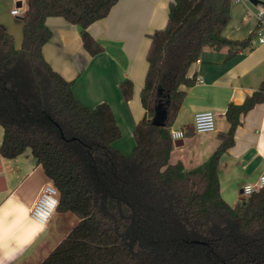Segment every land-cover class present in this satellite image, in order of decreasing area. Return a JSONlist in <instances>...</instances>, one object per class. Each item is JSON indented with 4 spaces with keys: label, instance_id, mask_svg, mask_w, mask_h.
Returning <instances> with one entry per match:
<instances>
[{
    "label": "trees",
    "instance_id": "1",
    "mask_svg": "<svg viewBox=\"0 0 264 264\" xmlns=\"http://www.w3.org/2000/svg\"><path fill=\"white\" fill-rule=\"evenodd\" d=\"M118 0H27L21 17L22 46L0 25V155L14 159L30 150L59 191L58 211L79 218L42 264H264V189L235 207L222 197L218 166L235 144L245 117L264 103V79L242 104L225 113L226 132L205 164L186 171L170 164V130L182 108V86L196 84L189 69L202 52H251L256 31L244 41L223 36L231 0H174L168 24L154 32L141 93L147 117L133 132L136 148L119 152L121 131L107 104L87 107L44 59L52 39L46 20L61 17L80 29L84 49L104 51L89 27L107 17ZM126 79L120 90L134 95ZM167 108L165 127L152 120Z\"/></svg>",
    "mask_w": 264,
    "mask_h": 264
},
{
    "label": "crops",
    "instance_id": "2",
    "mask_svg": "<svg viewBox=\"0 0 264 264\" xmlns=\"http://www.w3.org/2000/svg\"><path fill=\"white\" fill-rule=\"evenodd\" d=\"M260 1L262 4L258 6L234 3L231 21L223 36L232 41L247 40L260 25L258 14L264 9V0ZM173 2L118 0L107 17L88 29L95 41L104 47L103 53L96 56L84 49L78 26L68 24L61 17L46 20L53 35L43 47L44 59L66 81L73 82L72 91L83 105L95 108L107 103L112 108L121 131V138L114 147L126 155L136 148L135 127L147 117L141 93L149 66L150 36L166 28ZM14 7L13 0H0V25L7 28L16 48L20 49L22 16L12 15ZM228 55V49L205 50L201 59L189 69V76H196L197 82L190 87L182 86L186 97L172 126L185 131L187 137L182 140L183 145H174L171 165L180 162L189 171L205 164L220 146L217 134L229 128L225 120L228 106L242 104L260 87L264 79V44L254 43L251 52ZM126 79L134 86L130 101L124 99L120 90V84ZM204 111L214 113L217 130L196 135L192 131L194 117ZM242 120L235 133L234 146L222 156L218 166L222 197L233 207L247 199L243 189L254 185L264 174V103L257 105ZM0 160L6 186L0 200L15 194L31 208L43 187L52 184L30 150L14 159H4L0 155ZM78 222L75 214L57 211L47 228L12 264H42Z\"/></svg>",
    "mask_w": 264,
    "mask_h": 264
},
{
    "label": "clouds",
    "instance_id": "3",
    "mask_svg": "<svg viewBox=\"0 0 264 264\" xmlns=\"http://www.w3.org/2000/svg\"><path fill=\"white\" fill-rule=\"evenodd\" d=\"M49 211L37 213L15 194L0 200V264L13 261L43 232L59 207V200L49 197Z\"/></svg>",
    "mask_w": 264,
    "mask_h": 264
},
{
    "label": "built area",
    "instance_id": "4",
    "mask_svg": "<svg viewBox=\"0 0 264 264\" xmlns=\"http://www.w3.org/2000/svg\"><path fill=\"white\" fill-rule=\"evenodd\" d=\"M15 7L12 11V15L19 17L22 16L26 11L27 0H13ZM231 3H246L251 4L250 0H231ZM20 4V5H19ZM258 19L260 20V25L256 31L255 44H264V9H262L258 14ZM217 130V120L214 113L210 111H204L203 113H198L194 117V124L192 126V131L196 135H205L208 133H214ZM171 138L173 141L185 140L187 133L183 130L175 129L171 127L170 130ZM264 189V174L256 181L254 185H247L243 189V193L248 197L256 191ZM40 196L34 205L31 207L36 210L37 213H46L49 211V197L59 200V191L52 185H46L40 191ZM2 194L1 183H0V196ZM58 211V208L56 212ZM52 215V217L56 214ZM52 219V218H51ZM50 219V220H51ZM50 222V221H49Z\"/></svg>",
    "mask_w": 264,
    "mask_h": 264
},
{
    "label": "water",
    "instance_id": "5",
    "mask_svg": "<svg viewBox=\"0 0 264 264\" xmlns=\"http://www.w3.org/2000/svg\"><path fill=\"white\" fill-rule=\"evenodd\" d=\"M250 3L254 4L255 6L262 4L260 0H250ZM167 118H168L167 108L162 104H158V107L156 108L155 116L152 120L154 126L156 125L158 127H165L166 123H167L166 122ZM175 145L176 146L183 145L182 140L181 141L180 140L175 141ZM1 173H2V166H1V160H0V183H1V190L4 191V190H6L5 178H4V176L1 175Z\"/></svg>",
    "mask_w": 264,
    "mask_h": 264
},
{
    "label": "rangeland",
    "instance_id": "6",
    "mask_svg": "<svg viewBox=\"0 0 264 264\" xmlns=\"http://www.w3.org/2000/svg\"><path fill=\"white\" fill-rule=\"evenodd\" d=\"M2 134H3V130L0 129V142H1V139H2ZM1 144V143H0Z\"/></svg>",
    "mask_w": 264,
    "mask_h": 264
},
{
    "label": "bare ground",
    "instance_id": "7",
    "mask_svg": "<svg viewBox=\"0 0 264 264\" xmlns=\"http://www.w3.org/2000/svg\"><path fill=\"white\" fill-rule=\"evenodd\" d=\"M252 4V3H251Z\"/></svg>",
    "mask_w": 264,
    "mask_h": 264
}]
</instances>
